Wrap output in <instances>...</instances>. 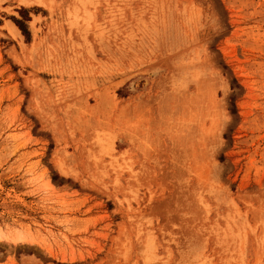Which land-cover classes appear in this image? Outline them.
I'll use <instances>...</instances> for the list:
<instances>
[{
	"label": "rangeland",
	"instance_id": "obj_1",
	"mask_svg": "<svg viewBox=\"0 0 264 264\" xmlns=\"http://www.w3.org/2000/svg\"><path fill=\"white\" fill-rule=\"evenodd\" d=\"M0 264H264V0H0Z\"/></svg>",
	"mask_w": 264,
	"mask_h": 264
},
{
	"label": "bare ground",
	"instance_id": "obj_2",
	"mask_svg": "<svg viewBox=\"0 0 264 264\" xmlns=\"http://www.w3.org/2000/svg\"><path fill=\"white\" fill-rule=\"evenodd\" d=\"M10 29H12V28H10ZM13 29L15 30V28H13ZM14 30H12V32L16 33V32H15L16 30H15V31H14Z\"/></svg>",
	"mask_w": 264,
	"mask_h": 264
}]
</instances>
